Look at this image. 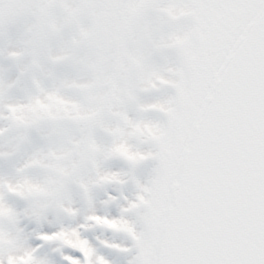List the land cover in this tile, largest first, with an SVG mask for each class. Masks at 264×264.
I'll list each match as a JSON object with an SVG mask.
<instances>
[{
    "label": "snow or ice",
    "instance_id": "snow-or-ice-1",
    "mask_svg": "<svg viewBox=\"0 0 264 264\" xmlns=\"http://www.w3.org/2000/svg\"><path fill=\"white\" fill-rule=\"evenodd\" d=\"M0 264H264V0H0Z\"/></svg>",
    "mask_w": 264,
    "mask_h": 264
}]
</instances>
